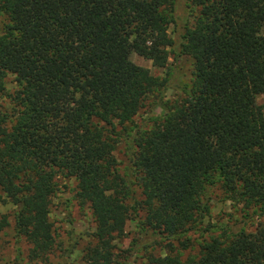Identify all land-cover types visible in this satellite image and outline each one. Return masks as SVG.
I'll return each mask as SVG.
<instances>
[{"label": "trees", "instance_id": "1", "mask_svg": "<svg viewBox=\"0 0 264 264\" xmlns=\"http://www.w3.org/2000/svg\"><path fill=\"white\" fill-rule=\"evenodd\" d=\"M0 14V232L12 221L47 259L57 179L73 178L94 223L84 264H115L130 219L165 249L142 264H264V0H0ZM170 49L193 65L174 100L130 58L165 67ZM153 101L162 114L132 133ZM215 191L225 222L207 219Z\"/></svg>", "mask_w": 264, "mask_h": 264}, {"label": "rangeland", "instance_id": "2", "mask_svg": "<svg viewBox=\"0 0 264 264\" xmlns=\"http://www.w3.org/2000/svg\"><path fill=\"white\" fill-rule=\"evenodd\" d=\"M179 10L183 12V7ZM188 19L191 24L193 16L189 15ZM3 21L4 16L0 14V27ZM179 30H181L179 22L169 25L168 32L172 38H175L176 32ZM130 58L136 64L148 68L152 74L169 78L170 83L164 91L165 99L174 100L183 96V87L189 85L192 78L193 65L189 56L180 54L177 49H170L168 63L165 67L154 66L151 60L136 53H132ZM6 83L8 88H13L15 86L14 75L9 74ZM4 101L0 98V102ZM257 102L263 104V96H258ZM161 114V109L154 104V101L150 102L128 124L130 131L133 133L139 128L150 127L154 117ZM114 155L118 161L120 173H130V169H132L130 167V148L124 139L118 143ZM57 180L59 188L51 199L49 211L56 234L53 252L45 260L31 259L29 256L30 244L15 233L11 221V225L0 232V264H84L82 251L91 242L94 226L91 211L77 200L75 196L77 182L73 178L58 177ZM116 196L117 193L108 194L109 198ZM221 197L222 195L218 191L213 193V216L207 218L212 222H225L229 213L234 212L229 201L221 199ZM11 208L10 204L1 205L0 214H11L13 210ZM234 215L237 216L235 213ZM125 232V236L116 240L115 264H142L147 252L164 254L163 243L161 244L160 240L153 235L143 238L135 219L127 221ZM188 251H185L183 256H186Z\"/></svg>", "mask_w": 264, "mask_h": 264}]
</instances>
